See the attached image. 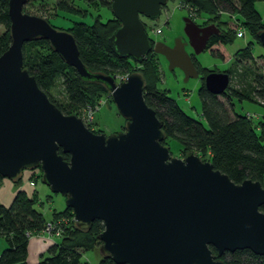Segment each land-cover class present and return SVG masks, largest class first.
Here are the masks:
<instances>
[{
	"label": "water",
	"instance_id": "water-1",
	"mask_svg": "<svg viewBox=\"0 0 264 264\" xmlns=\"http://www.w3.org/2000/svg\"><path fill=\"white\" fill-rule=\"evenodd\" d=\"M26 1H7L10 41L0 54V177L13 182L23 170L39 169L41 183L64 198L76 226L101 221L98 251L114 264H223V252L241 249L264 256L261 182L234 183L191 151L182 158L170 156L161 124L143 99L140 73L116 81L115 75L90 71L71 33L23 12ZM165 3L109 0L119 25L106 43L113 53L137 63L150 51L161 55L168 69L178 68L186 81L197 71L184 46L200 53L218 28L198 26L185 16L186 41L151 42L140 17H158ZM35 39L46 40L82 81L105 88L124 120L122 130L94 133L50 101L23 67L22 46ZM256 39L264 47V30ZM228 78L210 71L202 82L219 95Z\"/></svg>",
	"mask_w": 264,
	"mask_h": 264
},
{
	"label": "trees",
	"instance_id": "trees-1",
	"mask_svg": "<svg viewBox=\"0 0 264 264\" xmlns=\"http://www.w3.org/2000/svg\"><path fill=\"white\" fill-rule=\"evenodd\" d=\"M7 1L0 0V26L3 27V32H0V54L6 50L10 41ZM84 1L89 5L96 2ZM257 1L261 0H179V7L189 8L199 15L204 14L206 19L216 23L214 26L218 28V32L211 35L205 49L222 58V46L232 43L235 34L224 27V21L219 20L220 15H236L245 32L259 44L256 33L264 30V21L254 7ZM99 4L109 10V0H99ZM55 7L73 15L82 14L67 0H58ZM118 25V20L113 17L102 22L99 15H96L89 25L77 21L66 29L74 38L80 60L90 71L108 75H127L132 72L130 58L113 53L106 43V38ZM251 45L252 42H247L244 47L236 50L234 58H252ZM22 56L23 67L64 114L76 115L88 105L96 104L95 99L101 94L107 93L101 84L82 81L75 70L64 63L44 39L25 42ZM154 56L151 51L145 54L139 62L138 72L144 81L143 99L154 110L161 124L164 133L162 144L168 146L167 139L174 140L180 145L182 154L193 152L201 160L209 161L214 169L226 174L234 183H240L244 179L261 182L264 174V120L254 123L252 116L235 113L231 102L236 99L239 102L245 100L256 104L254 98L247 92H239L227 86L219 94L223 101L219 100L217 95L204 88L202 80L208 72L204 70L197 89L203 123L187 115L165 91L156 88L159 71ZM225 73L229 74L230 70L225 69ZM57 80H60L66 99L64 106L54 102L48 93ZM252 83L253 93L257 98L264 99L263 75L253 74ZM58 153L68 160V154L62 153L60 149ZM31 172L30 180L34 181L36 175L34 171ZM19 181L20 178L13 182ZM36 203L37 194L34 190L30 194L17 190L7 206L0 203V237L5 242V247L0 251V264H24L28 239L42 232L48 221L55 222L59 237L53 240L47 249V255L40 257L36 264H80L83 251L98 249L100 242L96 236L103 228L101 221L95 219L89 227L76 226L72 211L67 207L59 212L53 211L46 220L36 209ZM259 209L264 211V206ZM209 248L216 254L215 249ZM219 258L223 264H264V256L254 254L248 249L225 251ZM97 264L114 263L108 257L100 255Z\"/></svg>",
	"mask_w": 264,
	"mask_h": 264
},
{
	"label": "rangeland",
	"instance_id": "rangeland-1",
	"mask_svg": "<svg viewBox=\"0 0 264 264\" xmlns=\"http://www.w3.org/2000/svg\"><path fill=\"white\" fill-rule=\"evenodd\" d=\"M58 0H27L22 6V11L28 14L37 15L45 18L51 26L56 29L66 30L73 22L81 21L86 24H91L96 15H99L102 22L106 19L113 17L111 12L105 7L99 4V0H93L95 3L89 5L84 0H67L74 8L82 12L81 15H73L62 10H58L55 7V2ZM254 7L258 11L262 20L264 21V0L257 1ZM188 17L198 26L216 24L213 21L206 19L204 14H198L196 11L188 13L186 9L179 7V0H166L165 6L161 7L160 14L154 19H148L140 17L144 24V30L148 38L155 40V42L162 41L166 45L173 44L176 39H182L186 41V37L183 33V17ZM237 16L234 14H221L220 21H224V27L232 31L234 34L237 30L243 32L241 37L235 35V39L232 43L222 46L223 55L222 58L212 55L209 50H202L198 54H192L194 60V66L197 69L198 75L195 78H188L183 81V74L178 68L168 69L166 60L158 54H155L158 63L159 81L156 84V88L165 91L168 97L189 116L196 120L202 121L200 117V101L197 95V89L200 85V78H202L203 71L208 72L218 71L225 72V69H229L228 74V87L239 92H247L254 98L256 104L248 101H237L232 99L233 111L238 114H250L253 118V122L258 120H264V99H259L253 93L252 75L257 73L264 77V47L257 44V42L251 38L242 25L239 24ZM239 24V25H236ZM160 27V33L154 35L151 31L152 28ZM0 32H3V27L0 26ZM247 42H252L250 59H237L233 54L236 50L244 47ZM187 52L192 53L191 48L186 45ZM131 71H138L140 64L133 62L129 59ZM119 76V74H115ZM49 95L53 101L64 106L66 99L61 87L60 80H57L52 88L49 90ZM219 100L223 101L222 97L217 95ZM97 102L91 106H87L84 109L78 111L76 114L80 119L84 118L83 122L86 124V118L90 117L89 123L85 125L89 130H100L105 135L112 132H117L123 129L124 120L119 116L110 101L107 93L101 94L97 99ZM258 113V114H257ZM204 123V121H202ZM99 131V132H100ZM167 145L169 148L170 156L182 158L183 154L180 152L181 147L174 140L167 139ZM34 171L35 187L37 193L36 209L47 220L51 217L53 211H62L65 207L64 198L58 193H52L44 184L40 181L39 169H31ZM26 172V170H23ZM3 178V177H2ZM33 182L34 181L30 180ZM14 186V192L19 186V182H12ZM261 185L264 187V174L262 176ZM42 205H41V204ZM51 222V221H48ZM53 222V221H52ZM51 236H45L51 240H57L59 235L52 233ZM5 247V242L0 237V251ZM100 258L98 249H88L82 252L80 258V264H97Z\"/></svg>",
	"mask_w": 264,
	"mask_h": 264
},
{
	"label": "crops",
	"instance_id": "crops-1",
	"mask_svg": "<svg viewBox=\"0 0 264 264\" xmlns=\"http://www.w3.org/2000/svg\"><path fill=\"white\" fill-rule=\"evenodd\" d=\"M31 174L32 172L29 170L22 172L20 184L16 188V191L24 190L27 194H30L34 190L36 193V190L34 189L35 181L33 186L29 185ZM13 189L14 186L11 180H8L7 178L0 179V203L2 205L7 206L10 203L14 193L16 192H14ZM52 243L53 240L46 238L42 233H38L30 237L26 246V260L24 264H36L40 257L47 255V249Z\"/></svg>",
	"mask_w": 264,
	"mask_h": 264
},
{
	"label": "built area",
	"instance_id": "built-area-1",
	"mask_svg": "<svg viewBox=\"0 0 264 264\" xmlns=\"http://www.w3.org/2000/svg\"><path fill=\"white\" fill-rule=\"evenodd\" d=\"M186 11L188 13H191L192 12V10H190L189 8L186 9ZM151 31L153 32L154 35H157V34L160 33V27H155L154 29H151ZM242 34H243V32H241V30H237L236 33H235V35L237 37H241ZM153 41H155V40H153ZM125 77H126V75L115 76L116 81H122V80H124ZM245 115L246 116H251L250 114H245ZM82 119L84 120V118H82ZM83 120H82V122H83ZM86 121L89 123L90 117L89 118H86ZM87 122H86V124L83 122L84 125H87ZM29 185L33 186V182L32 181H29ZM40 233H42L45 236H51V237L53 235L52 233H54L55 235H59V231H58V228L55 225V222H47L45 224V227H44L43 231L40 232Z\"/></svg>",
	"mask_w": 264,
	"mask_h": 264
},
{
	"label": "flooded vegetation",
	"instance_id": "flooded-vegetation-1",
	"mask_svg": "<svg viewBox=\"0 0 264 264\" xmlns=\"http://www.w3.org/2000/svg\"><path fill=\"white\" fill-rule=\"evenodd\" d=\"M211 24V23H210ZM203 26H205V25H203ZM212 35V34H211ZM211 35H209L208 36V38H207V41L209 40V38L211 37ZM181 41H183L182 39H180ZM207 41H206V44H207ZM153 42H155V41H153ZM162 42V41H161ZM184 42V41H183ZM164 43V42H163ZM172 44H170L169 46H171ZM185 47V49H186V45L184 46ZM189 53V55H190V58H191V60H192V62H193V64H194V60H193V56H192V53H190V52H188ZM195 67V66H194ZM196 69V68H195ZM196 71H197V69H196ZM197 75H198V72H197ZM201 79V78H200Z\"/></svg>",
	"mask_w": 264,
	"mask_h": 264
}]
</instances>
